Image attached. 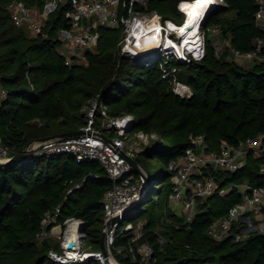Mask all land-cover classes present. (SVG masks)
<instances>
[{"label": "trees", "instance_id": "obj_1", "mask_svg": "<svg viewBox=\"0 0 264 264\" xmlns=\"http://www.w3.org/2000/svg\"><path fill=\"white\" fill-rule=\"evenodd\" d=\"M25 1L28 5H42V0ZM181 1L197 0H151L149 10L180 25L184 19ZM224 1L225 6L208 17V24L218 26L236 49L250 51L257 37L264 38V27L257 25L254 18L255 4L252 0ZM8 2L0 0V84L7 91L0 103V136L13 154L33 140L80 130L87 118L83 108H90L93 102L98 110L96 127L102 123V107L112 118L130 114L131 130L157 135L135 158L147 172L151 185L129 210L148 202L154 183L160 185L162 196L148 202L147 218L141 219H146L142 239L155 250L154 264H264L263 234L253 233L234 242L231 238L217 241L206 233L214 219L241 200L236 188L226 196L215 195L200 202L189 224L181 216V224L168 225L163 233L169 236L166 243H159L155 233L162 215L160 204L165 201L167 207L172 186L167 163L188 147L190 135L204 134L209 150L217 151L221 141L236 143L264 134V60L241 67L226 54L219 56L206 36L205 55L200 61L180 64L172 60L179 67L176 79L192 91L191 96L183 97L173 92L172 76L163 77L158 66L142 71L144 68L135 67L120 54L117 44L123 25L99 29L96 52H86L87 66H66L56 38L57 29L65 26L62 11L66 6L60 5L49 15L45 37L29 39L23 28L13 23ZM110 103L112 109L108 108ZM109 133L115 135L113 131ZM155 153L162 163L156 178L150 170ZM259 163L250 155L240 169L217 173V180L225 186H264ZM111 186L98 162L77 161L72 154L32 156L0 166V264H66L51 262L50 240L45 237L39 242L36 238L45 211L54 207H59V215L56 223L48 225V232L65 218L82 219L88 225V245L100 250L102 227L91 225L102 222V198ZM164 212L169 218L166 208ZM131 235V230L120 232L115 244L126 246ZM52 249L57 250V245ZM117 257L122 264H141ZM67 264L101 262L89 258Z\"/></svg>", "mask_w": 264, "mask_h": 264}, {"label": "built area", "instance_id": "obj_2", "mask_svg": "<svg viewBox=\"0 0 264 264\" xmlns=\"http://www.w3.org/2000/svg\"><path fill=\"white\" fill-rule=\"evenodd\" d=\"M151 0H42V5H28L25 0H9L8 10L13 23L20 28L29 29L35 36H46L45 22L49 15L55 12L60 5H65L62 16L65 26L57 29L56 38L62 49L58 52L64 59L66 66H72L73 59L86 52L95 53L100 38L101 27L117 28L123 25V38L118 42L120 54L126 55L135 61L138 68H150L158 66L162 76H172V84L176 81V67L173 65L165 69L168 61L178 60L182 62L200 61L205 55L206 31L201 32L200 23L197 27L198 45L194 51L184 50V39L175 33V29L169 28V21L164 20L157 11L149 10ZM256 6L254 14L257 25L264 26V0H252ZM179 3L184 16L186 12L183 4ZM224 0H216L213 8L218 7ZM212 8V9H213ZM211 9V10H212ZM211 10H208L210 12ZM159 23V40L156 43L141 44V38L154 31ZM174 24H178L175 23ZM180 24V23H179ZM211 31L218 34L221 30L213 25ZM172 35H174L172 37ZM179 43L181 52L175 49L173 43ZM172 46V48H171ZM231 56L241 61H263L264 38L257 37L253 41L250 51H240L230 43L228 44ZM77 49H83L80 53ZM167 57L166 60H163ZM179 82V81H178ZM177 87L173 91L183 97L184 94ZM190 91V87L184 86ZM191 96L190 94L187 96ZM7 97L6 89L0 84V103ZM97 104L93 102L87 112L86 124L80 129L83 133L71 137L55 139H36L30 142L26 151L28 157L50 156L60 154H72L77 161H96L103 168L112 186L103 195L102 209L103 220L101 231L105 232V246L108 251V259L112 263L120 264L115 259L114 253L127 257L131 262L141 264H154L155 250L153 245L146 241L141 244L134 253L132 246L144 235L143 220L134 225L125 224L121 232L133 231L128 240V246L116 245V231L123 221V213L141 200L142 188L145 177L138 174L128 162L124 153L135 159L136 145L126 143L127 130L125 125L132 123L133 116L127 114L123 117L108 118L105 112L99 127L95 126V114ZM132 120L131 122H129ZM131 130V128H129ZM113 131L115 135H109ZM139 141L145 146L151 140L156 139V133L139 130ZM110 139V140H107ZM189 145L184 151L167 163V169L171 173V190L167 197V203L177 204L184 223L189 224L200 202L211 196H226L236 188L241 193V200L230 206L222 217L214 219L207 227V235L217 241L231 238L239 242L253 233L264 235V186H250L247 183H231L222 185L217 180V173L234 172L246 164L251 155L260 160L259 171L264 173V134L257 137H248L238 140L236 143L221 141L217 151L209 150L204 134L190 135ZM144 146V147H145ZM13 155L12 148L4 144L0 136V162H5ZM144 171V170H143ZM169 204V205H170ZM59 215V207L45 211L41 220V229L36 233V238L42 240L52 233V230L61 225L60 251L50 249L48 258L54 263H72L88 260H99L106 264L101 250L93 251L85 249L84 239L86 229L81 230L82 225H87L82 219L68 217L62 223L55 224L48 232V225L56 223ZM117 218L112 221L113 218ZM170 219L164 213L156 225V237L159 243H166L165 229L170 225ZM72 228L77 232L72 236ZM70 241H74L71 248Z\"/></svg>", "mask_w": 264, "mask_h": 264}, {"label": "rangeland", "instance_id": "obj_3", "mask_svg": "<svg viewBox=\"0 0 264 264\" xmlns=\"http://www.w3.org/2000/svg\"><path fill=\"white\" fill-rule=\"evenodd\" d=\"M225 6V3L222 4L220 3V5L218 7H215L213 8L207 15V17L202 21V24L200 25V30L201 32H204L206 31V36L208 38H210L214 45H215V50L217 52V54L219 56L223 55V54H226V58L233 61L234 63H236L237 65L241 66V67H249L251 64H253V62H249V61H241V60H236L234 59L231 54H230V50H229V47H228V44L230 43V40L227 36H223L221 31L216 34L214 32L211 31V27L212 25L211 24H208V17L214 13L217 9H219L220 7H224ZM183 12V11H182ZM159 14V13H158ZM160 15V14H159ZM230 15V14H229ZM168 21H171V20H168ZM181 24V23H180ZM27 37L29 39L33 38V37H36L29 29H24L23 30ZM174 35H172L173 37ZM123 38V34L122 32L120 31V40ZM62 49V48H60ZM76 51H79L80 53H83L84 50L83 49H77ZM125 57H127L126 55H124ZM129 63L134 65L135 66V61L132 59V58H129ZM167 57H164L163 60H166ZM73 63L72 65H79V66H87L88 65V62L86 61V54L84 55H81L77 58H74L73 60ZM180 64H187V62H182V61H179ZM174 66L176 67L177 71L179 70V67L175 66L174 64H172V60L171 61H168L167 62V65L165 66V69L166 68H169L171 66ZM156 66V65H155ZM136 67V66H135ZM138 68V67H137ZM143 70H146V68L142 69ZM176 71V73H177ZM177 82L176 81L172 86L174 88L177 87ZM180 82V81H179ZM178 82V83H179ZM184 86H187L186 84L184 83H179L178 85V88L182 91V93L184 94L185 97H187L190 92L192 93L191 89L190 91L187 90ZM174 92V91H173ZM179 95V94H178ZM181 96V95H180ZM109 109H112V104L110 103L109 106H108ZM106 107H102L101 110L99 111L100 112V115H102V113H104L106 110ZM89 108L88 107H84L83 108V113L85 112H88ZM98 111V110H97ZM106 115L104 116H107L108 118H112V117H109V115L105 112ZM127 114H124L122 115L121 117L125 116ZM103 117V116H102ZM108 118L106 117H103L102 121H107ZM132 120H130L129 122H131ZM133 122V121H132ZM125 129L127 130L125 133H127V138H126V143L128 145H133L136 147V153H139L140 151L143 150L145 144L141 143L139 141V130H129V128H132L133 127V123H127L125 125ZM110 134V133H109ZM157 136V135H156ZM29 144V143H28ZM155 144V143H154ZM156 147H159V144H155ZM162 166V163L159 159V155L157 153H155L151 159V165H150V170L152 172V175L156 178V175L158 174L157 171L160 170ZM157 173V174H156ZM146 185H144V187L142 188V194L145 195L148 191H149V188L150 186L148 185V183H145ZM222 184V183H221ZM159 188H160V185L157 184V182L154 183V187H153V193L151 195V198L149 199V201L153 198H157V197H160L162 196V194L160 193L159 191ZM148 201V202H149ZM148 202H144L141 207H139V209H136V210H133L131 212H129L126 217L124 218V221L123 223H120L117 231H116V235H120V232H121V229H123V227L125 226V224H130L132 223L133 225L141 220V219H144V218H147V215H148V212H147V204ZM170 203H167V207L165 206V201L163 203L160 204V210H161V217L164 216V211H165V208H166V212L167 214L169 215V218H170V225H179L181 224L183 221L182 220H178V218H181V215L178 211L174 212V204H170ZM133 207H135L134 205H131V207H129V209H132ZM146 220V219H145ZM145 220H143L145 222ZM92 228H96V227H102V222L100 221H94V223L91 225ZM63 231V227L61 225H58L56 226L53 230H52V233L49 234L46 239H49L50 242H51V247L50 249H52V246H55L57 245V250L60 251L61 247H60V240H61V235H62V232ZM144 231V229H143ZM133 233V231L131 232V234ZM164 237L166 239H168L169 236H165ZM45 239V238H44ZM45 239V240H46ZM43 240H39V242H41ZM145 242V240H143L142 238H140L138 241H136V243L132 246L133 250H134V253L137 252L138 248L141 246V244H143ZM119 245V244H118ZM128 242H127V246H128ZM83 247L85 249H88L90 248L91 250H93L92 246L91 245H88L87 243V240L86 238L84 239V245ZM95 251V250H93ZM119 254L117 253H114V256H115V259L117 260V262H119L120 264H122L119 260H118V256ZM123 256V255H121ZM154 259H156L155 255H154ZM111 261L113 262V260L111 259ZM124 263V262H123Z\"/></svg>", "mask_w": 264, "mask_h": 264}, {"label": "bare ground", "instance_id": "obj_4", "mask_svg": "<svg viewBox=\"0 0 264 264\" xmlns=\"http://www.w3.org/2000/svg\"><path fill=\"white\" fill-rule=\"evenodd\" d=\"M216 2V0H197L195 2H188L186 1L183 4V8L186 12L185 18L180 25L174 24V22L169 21V28L175 29V33L180 38V40L184 39V50L187 51H194L198 45L197 39V27L200 22V16L208 11L211 10ZM204 22V21H203ZM156 25L154 31L150 32L147 37L141 38V44H151L156 43L159 40L158 34V25L159 23H154ZM176 50L181 52V46L179 43H173ZM172 48V46H171ZM77 236V232L75 228H72V238Z\"/></svg>", "mask_w": 264, "mask_h": 264}, {"label": "water", "instance_id": "obj_5", "mask_svg": "<svg viewBox=\"0 0 264 264\" xmlns=\"http://www.w3.org/2000/svg\"><path fill=\"white\" fill-rule=\"evenodd\" d=\"M184 20V19H183ZM202 24V22H201ZM83 133V130H78L76 132H72V133H62L59 135H53V136H49L46 137L44 139H55V138H62V137H71V136H76V135H80ZM110 140V139H107ZM28 145V144H27ZM26 145V147H27ZM26 147L24 149H22L21 151H18L16 153H14L11 158L5 162H0V166H6L12 163H16V162H21L23 161L25 158L28 157V153L26 151ZM124 155L127 157L128 162L133 166V168L135 169V171L138 174H141L142 176L145 177V182L148 183V185H151V179L148 177L147 172L145 171V169L143 167H141L137 161L129 156H127L125 153ZM144 170V171H143ZM130 209H127L124 213L122 218L127 214V212H129ZM117 218H113L112 221L116 220ZM88 225H82L81 226V230L86 229ZM74 244V241H70L68 244V247L71 248ZM100 250L102 251L103 256L105 257L106 260V264H116V263H112L109 259H108V251L106 249L105 246V232L101 231V235H100Z\"/></svg>", "mask_w": 264, "mask_h": 264}, {"label": "clouds", "instance_id": "obj_6", "mask_svg": "<svg viewBox=\"0 0 264 264\" xmlns=\"http://www.w3.org/2000/svg\"><path fill=\"white\" fill-rule=\"evenodd\" d=\"M208 11H206V12H204L201 16H200V24H201V22L207 17V15H208ZM184 14V13H183ZM184 18H185V16H184Z\"/></svg>", "mask_w": 264, "mask_h": 264}, {"label": "crops", "instance_id": "obj_7", "mask_svg": "<svg viewBox=\"0 0 264 264\" xmlns=\"http://www.w3.org/2000/svg\"><path fill=\"white\" fill-rule=\"evenodd\" d=\"M177 207H178L177 204H174V212L178 211Z\"/></svg>", "mask_w": 264, "mask_h": 264}]
</instances>
